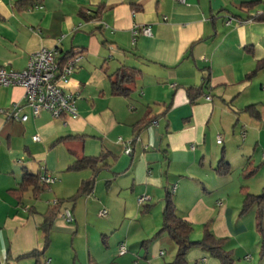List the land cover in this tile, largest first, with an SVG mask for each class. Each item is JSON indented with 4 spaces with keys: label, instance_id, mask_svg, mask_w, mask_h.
Here are the masks:
<instances>
[{
    "label": "crops",
    "instance_id": "1",
    "mask_svg": "<svg viewBox=\"0 0 264 264\" xmlns=\"http://www.w3.org/2000/svg\"><path fill=\"white\" fill-rule=\"evenodd\" d=\"M263 13L264 0H0V66L23 69L42 47L82 54L66 88L76 94V117L25 108L22 122L0 112V264H166L175 242L158 231L169 195L197 234L208 223L235 241V264H264L255 208L242 213L245 189L259 194L258 185L218 170L222 156L231 163L238 154L243 170L256 167L251 144L264 160ZM143 25L151 35H135ZM119 70L134 75L126 95L112 92ZM15 103H26L25 88L0 86V109ZM251 104L258 118L246 110ZM103 153L96 173L69 168ZM29 174L55 181L23 185ZM93 177L92 191L76 195ZM55 200H63L58 208ZM187 258L222 264L199 248Z\"/></svg>",
    "mask_w": 264,
    "mask_h": 264
},
{
    "label": "built area",
    "instance_id": "2",
    "mask_svg": "<svg viewBox=\"0 0 264 264\" xmlns=\"http://www.w3.org/2000/svg\"><path fill=\"white\" fill-rule=\"evenodd\" d=\"M185 1V0H179ZM231 21V18L228 22ZM134 33L151 35L150 25H143L134 28ZM82 58L80 50L74 54H67L60 57L56 47H42L30 54L27 65L23 69L8 68L0 66V86L20 85L25 88V104L15 103L9 110L0 109V112L7 113L9 118L25 122L29 119L30 114L25 112V108H30L34 116L40 115L43 111H48L55 118L63 117L66 114L76 117L77 105L76 94L67 91V85L71 80V76L75 71L77 62ZM210 99V96H207ZM34 140H39V135L33 136ZM218 143L222 139L218 138ZM125 152L130 154L132 147L126 144ZM45 183H52L55 178L50 175L41 177ZM148 199L147 195L139 197V203H143ZM58 200L54 204H58ZM63 217L67 221H74L72 209L64 208ZM105 209L100 211V215H106ZM128 246L125 242L119 245V253L125 254Z\"/></svg>",
    "mask_w": 264,
    "mask_h": 264
},
{
    "label": "trees",
    "instance_id": "3",
    "mask_svg": "<svg viewBox=\"0 0 264 264\" xmlns=\"http://www.w3.org/2000/svg\"><path fill=\"white\" fill-rule=\"evenodd\" d=\"M256 18L264 20V13L259 14ZM264 67V59L258 62V68ZM134 79L133 73L126 72L124 70H119L116 77L112 79V92L119 95L128 94L130 84ZM189 95L194 99L195 94L192 89L189 90ZM246 110L254 117H259V112L255 109V105L251 104L246 107ZM69 137V136H68ZM67 137H61L58 141L64 140ZM106 154L103 153L100 156H82L77 158L73 164L69 167L70 169L82 170L85 168H91L94 173L98 172L101 167H99V162L105 159ZM224 166V167H223ZM224 169H223V168ZM219 172L221 174H226L229 171V162L224 156L219 160ZM245 172L253 174L255 172V167H252L250 163H247L244 167ZM41 184V187H45L48 183L42 181L41 177L29 174L25 177L23 185L28 183ZM94 177L86 180L80 186L76 195H81L83 193L91 192L94 186ZM59 201V200H58ZM63 200H60L56 205L58 208ZM255 208V218L258 230L263 233L264 231V188L261 193L254 194L245 189V198L243 201L242 213L249 211L251 208ZM163 224L158 234L163 232L169 234L176 245V254L172 261L166 264H190L187 258V254L190 249L194 246H201L207 249L211 255L218 258L222 264H235V259L230 251L225 249L226 239L217 237L209 228V224L206 223L204 226L203 235L199 240L192 239L193 225L191 222L185 218L179 216L176 212V206L173 198L169 195L166 197L165 206L163 210ZM50 220L46 217L43 223V228L47 231ZM39 250H34L31 252L33 255H38ZM261 255L264 256V244L261 249Z\"/></svg>",
    "mask_w": 264,
    "mask_h": 264
},
{
    "label": "rangeland",
    "instance_id": "4",
    "mask_svg": "<svg viewBox=\"0 0 264 264\" xmlns=\"http://www.w3.org/2000/svg\"><path fill=\"white\" fill-rule=\"evenodd\" d=\"M240 139L242 140L243 137L240 136L239 139L237 140L238 142H235L234 145H233V147H232V151H234L235 153L238 152V150H239L238 147L240 148V146H242V143H240ZM251 145H252V147L248 151H250V153L252 155L251 157H252V159L254 161V165L256 166L255 167V172L253 174H249L247 172H243L244 171L242 169V164L243 163L241 162L242 161V156H239V154H238V156H233L234 158H232L231 163H229V171L226 174H224V176H226L227 178H230L232 180V182L233 181H239V182H242V183L243 182H251V184L253 182H256L255 184L258 185V188L256 189V191H257L256 193H261L263 186L262 185L260 186L259 181H260V183H261V181L264 182V160H262V158H261V151H262V149H261V147L258 148V146H254L253 144H251ZM221 148H222V145L220 146V149ZM246 149H249V147H247ZM226 160L229 161L228 159H226ZM243 161L245 162L246 161V158H244ZM217 166H218V163H217ZM250 192H253V191L251 190ZM231 195L233 196L234 194L232 193ZM249 213L251 214V211ZM248 216H250V215H248ZM243 220H244V223L246 224V222H247L246 220H249V217H247L245 215ZM250 222H251V217H250ZM255 225L256 224L254 222V226ZM256 229H257V227H256ZM256 229H255V231H256L257 235L260 237V241H261V236L262 235H261L260 231L258 229L257 230ZM263 234H264V231H263ZM197 235H199V236H197ZM202 235L203 234H201V232H198V234H197V227H195L194 232L192 234V239L193 240L200 239L202 237ZM249 237H251V236H249V233H246V234H243L242 235V238H241L242 239V242H243V245L245 247H247V248H249L250 247V244H251L250 241H249L250 240ZM233 245H236L235 241H232V242L229 241V242H227L225 244V249L228 250V251H230V248ZM195 248H199V249H203L205 251H208L207 249H204V248H202L199 245L192 247V249H195ZM171 253H172V256H171ZM175 254H176V245H175L174 252H170V253L168 252L167 257L170 260H172V259H174ZM259 256H261V250L259 252ZM234 259L236 261L238 258L237 257H234ZM190 264H195V260H192V262Z\"/></svg>",
    "mask_w": 264,
    "mask_h": 264
}]
</instances>
